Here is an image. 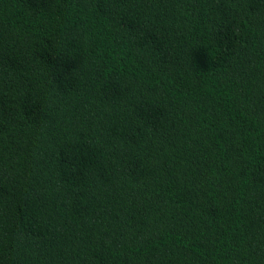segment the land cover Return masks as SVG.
Listing matches in <instances>:
<instances>
[{"label":"trees","instance_id":"obj_1","mask_svg":"<svg viewBox=\"0 0 264 264\" xmlns=\"http://www.w3.org/2000/svg\"><path fill=\"white\" fill-rule=\"evenodd\" d=\"M0 264H264V0H0Z\"/></svg>","mask_w":264,"mask_h":264}]
</instances>
